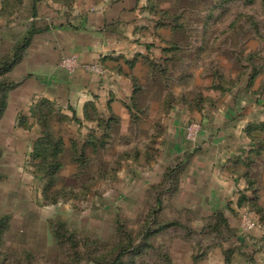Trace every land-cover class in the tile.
Returning <instances> with one entry per match:
<instances>
[{
  "label": "crops",
  "instance_id": "crops-1",
  "mask_svg": "<svg viewBox=\"0 0 264 264\" xmlns=\"http://www.w3.org/2000/svg\"><path fill=\"white\" fill-rule=\"evenodd\" d=\"M149 6L150 0H0V59L22 48L19 61L0 78L12 86L0 117V172L16 173V178L0 187V211L14 213L9 214L4 233L11 247L38 244L39 231L28 225L29 212L34 217V212L39 217L44 212L46 219L57 218L51 213L53 208L62 215L66 212L60 202L39 205L41 192L33 200L25 194L23 200L24 190L18 188L19 183L14 185L15 179L20 180V167L31 161L33 143L41 136L38 124L25 127L19 120L30 116L42 100L74 116L83 130L103 137L106 148L115 147V154L122 155L118 179L123 180L121 194L126 200L154 195L166 170L177 164L181 172L172 190L178 189L176 195L184 201L178 198L176 204L193 212L226 211L228 202L246 186L242 161L252 140L236 116L243 112L245 99L253 100L254 91L225 96L220 90L201 92L203 97L195 100L193 91L185 88L189 91L182 98L178 87L193 84L189 56L184 54L197 45L176 41L175 24L163 14L168 8L172 12L171 1L160 2L157 12ZM69 56L80 64L100 65L103 74L65 71L59 62ZM166 79L173 88L166 89ZM256 79L254 85L261 77ZM168 94L175 99L170 101ZM89 103L94 109L86 108ZM85 115L104 120V126ZM190 121L202 124L195 144L184 134ZM108 153L105 156L111 161L113 155ZM72 163L77 162L73 159Z\"/></svg>",
  "mask_w": 264,
  "mask_h": 264
},
{
  "label": "rangeland",
  "instance_id": "rangeland-1",
  "mask_svg": "<svg viewBox=\"0 0 264 264\" xmlns=\"http://www.w3.org/2000/svg\"><path fill=\"white\" fill-rule=\"evenodd\" d=\"M164 1L168 2L156 0L159 4ZM221 1L180 0L173 4L171 0V9L185 7L189 10L184 17L190 28L177 31L176 41L207 49L196 51L195 46L184 54L189 56L187 66L192 72L190 82L193 84L178 87L182 98L183 92L189 90L193 91L195 100L203 97L201 92L220 90L225 96L232 92L254 91L253 100L245 99L243 112L236 116L245 123L244 129L253 127L249 130L252 148L247 155L245 153L242 162L241 175L245 176L246 186L228 202L227 210L190 211L189 207L176 204L178 198L184 201L183 197H177L178 189L168 193L165 187L154 189L155 193H160L158 196H134L126 200L121 194L123 180L118 179V174L122 175V158L115 154V147L106 148L105 142L94 146L99 135L83 130L79 120L52 105L51 112L45 110L41 115H46L50 132L63 143L60 157L63 167L51 191L68 194L70 190L67 189L75 188L80 196L60 200L59 207L63 205L66 212L62 215L53 208L51 213L57 217L55 219H46L44 212L40 217L39 213L33 211L34 217L29 212L28 225L39 231L35 239L38 244L33 241L16 249L11 247L10 238L5 237L7 242L4 240L10 215L14 213L0 211V218H7L0 237V264H113L118 257L117 264H264V126L259 128L264 123V7L257 1L249 4L251 0H235L214 9ZM208 15L213 19L205 22ZM254 71L259 72L256 78L261 77V80L254 85L257 80L254 79L248 86V77ZM167 79L163 85L166 89L173 88ZM196 83L201 86L197 87ZM172 97L175 99L172 94L167 96L170 101ZM191 122L195 121L188 125ZM30 123L42 124L26 116L21 125L26 127ZM73 151L80 153V158L78 155L74 158ZM107 153L113 155L111 161L109 155L106 158ZM73 159L79 162L72 163ZM66 165L69 169L62 175ZM71 167H74L72 173ZM20 168V180L15 179L14 185L19 183L18 188L24 190L23 200L25 194L33 200L43 192L46 180L42 179V174L34 172L31 161ZM12 178H16V173L1 171L0 187L8 185ZM124 191L129 190L124 187ZM45 203L42 200L38 204ZM233 203L235 207H231ZM58 222L63 223L65 229L60 230Z\"/></svg>",
  "mask_w": 264,
  "mask_h": 264
},
{
  "label": "trees",
  "instance_id": "trees-1",
  "mask_svg": "<svg viewBox=\"0 0 264 264\" xmlns=\"http://www.w3.org/2000/svg\"><path fill=\"white\" fill-rule=\"evenodd\" d=\"M171 1V0H168ZM173 4H176L177 1L180 0H172ZM184 1V0H183ZM235 0H223L221 1L219 4H217L214 9H219L221 8L224 4L232 2ZM237 1V0H236ZM257 1L258 3H260V6L264 7V0H251L248 1L249 4L253 3ZM159 7V2H156V0H150V6L149 9L150 11H155L157 12ZM172 8V7H171ZM172 12H170V10H166V11H162L163 14H168L170 16V18L172 19L173 23L175 24L174 26V30L176 31H188L190 26H189V22H187V20L185 19L184 15L185 13H187V11H189L187 8L185 7H181L179 9H175L173 8V10L171 9ZM223 18V16H222ZM209 19H213L212 15H208L205 18V22L209 21ZM255 27V24H254ZM234 28V24H232L231 29ZM234 31V30H232ZM259 38V37H258ZM261 39V38H259ZM22 50L21 47L17 48L13 54L9 57H5L0 59V78L3 77L4 74H6L7 72H9V70L19 61L20 59V51ZM259 75V72L254 71L252 73V75H250L248 77V81L247 84L248 86H250L252 84V82L254 81V79H256V77ZM11 84L8 83L5 80H0V117L2 116L5 106H6V94L9 91V89L11 88ZM217 88V87H216ZM167 102V101H166ZM52 103L47 101V100H42L40 101L37 105H35L33 107V109L31 110V115L32 117H34L35 119L38 120V122H42V124H40V126L42 127V131H41V136L35 140V142L33 143V147H32V151L30 153V159H31V164L33 166L34 172L37 174H42V179L45 182V186L43 188V192H42V197L43 200L46 202V204L48 205H55L57 204L60 200L65 199V200H69V199H74L79 197L80 195L75 191L74 189H67L70 190L68 191L69 193V197L67 193L63 192V191H59L56 192L54 190L51 191V188H53L57 182V175L60 172L61 168L63 167L62 162H61V154L63 152V143L61 141L60 138L56 139L52 133L50 132L48 125L46 124L45 121V117L46 115H41L43 113V111L47 110L49 112H51L52 109ZM86 108H90V109H94V105L89 103L88 105H86ZM86 119H89L90 117L88 115H85ZM89 120L92 121H96L97 125L99 127H103L105 121L101 119H99L98 117H94ZM100 120V122H99ZM20 125L21 123H23L25 121V117H20ZM103 126H102V125ZM23 126V125H22ZM264 123L259 125V128H263ZM253 127L250 126L247 129L245 128V132L248 136L251 135L252 132H250L249 130H252ZM248 130V131H247ZM104 142L103 137L101 139H99V141H96L94 146L98 145H102V143ZM104 147H105V143H103ZM92 147V151H95V147H93V145H91ZM80 153H77V151H73V155L77 156L78 158H80L81 155H79ZM82 154V153H81ZM121 158L122 155L120 154ZM76 162L78 163V159H76ZM243 162V161H242ZM180 164H177L176 166H174V168H169L166 170L162 182L158 185V187H156V189L158 188H163L165 187V190L169 193L170 191H172V187L175 185L177 179H178V175L181 172L180 169ZM245 178V176H244ZM158 195H160V193H155ZM220 219L222 220V216H220ZM7 218L6 217H1L0 218V237L2 236L3 231L5 230V223L7 225ZM59 226H60V230H63V228L65 229L66 226H64L63 223L58 222ZM56 233V231H55ZM57 233H56V237H57ZM68 241V239H65ZM73 244V243H72ZM119 257L114 259V263H119ZM113 263V264H114Z\"/></svg>",
  "mask_w": 264,
  "mask_h": 264
},
{
  "label": "built area",
  "instance_id": "built-area-1",
  "mask_svg": "<svg viewBox=\"0 0 264 264\" xmlns=\"http://www.w3.org/2000/svg\"><path fill=\"white\" fill-rule=\"evenodd\" d=\"M60 68L64 69L67 72H74L77 69H80L84 72L93 75H102L103 69L98 64H80L75 56H69L62 58L59 62ZM202 132V126L199 122H191L187 125L186 128V140L192 144L197 142L200 134ZM249 227V225H248Z\"/></svg>",
  "mask_w": 264,
  "mask_h": 264
}]
</instances>
